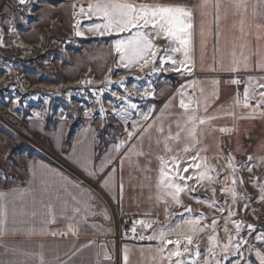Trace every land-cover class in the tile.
Returning <instances> with one entry per match:
<instances>
[{
    "label": "rangeland",
    "instance_id": "374dc122",
    "mask_svg": "<svg viewBox=\"0 0 264 264\" xmlns=\"http://www.w3.org/2000/svg\"><path fill=\"white\" fill-rule=\"evenodd\" d=\"M94 1L29 0L27 5L21 6L18 0H0V28L4 29L0 31V36L3 37V46L0 47V193L26 183L28 163L31 159L46 161L74 175L75 171L65 160V154L70 151L72 144V140L69 146L65 144L71 128L76 130L75 135L84 126L93 125L99 148L105 150L108 143L119 144L122 140L127 141V137L123 138L122 135L127 133L128 136L127 127L132 121L142 122L140 111L146 112L154 105L155 110L152 113L154 119L160 115L165 105H169L164 114L165 118L157 122L141 141L134 138L120 150L117 163L123 193L118 203L113 205L115 212L118 213V215L116 213L118 220L119 213H124L128 219L136 217L156 220L153 228L158 229L174 228L189 215L196 217L200 214L206 218L202 224L210 225L212 217L215 216L219 220L214 234L221 245L227 243V237L223 232L227 212L223 214L217 212L207 204L198 203L194 197L209 201L215 199L220 207L228 208L231 205V196L223 191L225 186L231 187L227 161V157L231 155L234 157L237 176L243 180V184L237 182L236 192L238 196L244 197L238 199L234 206L236 211L234 218L242 220L245 225L255 226L256 231L249 235L248 239L255 249L264 252V242L255 240V236L264 231V201L258 199L260 189L256 186V183L264 184V116L255 115L254 118H249L250 109L242 106L243 101L234 104L236 93L238 99V95L241 94L243 97L244 92L241 90L236 92L238 84L231 82L235 77L227 80L203 78L191 80L173 71L152 74L150 67L142 72L137 69L127 71L117 68L112 46L115 36L100 37L87 32L86 38L75 36L74 13L79 11L80 6L86 8ZM134 1L150 3L190 0ZM29 9H32L30 13ZM10 18H14L15 32L7 30L9 27L7 20ZM87 23L90 21H85V24ZM20 42L23 43L17 45ZM110 69H113L111 73ZM106 76H110L113 82L122 76L126 77L124 86L116 83L110 87L106 86ZM249 77L251 76H246V80L238 79L241 81L239 87L245 89ZM98 79L103 82L98 83ZM88 80L92 83H81ZM257 80L264 82L260 78ZM182 85L186 89V102L191 98L194 101L193 107L196 106L195 102L199 103L198 115L218 117L199 127V142L196 147L203 149L201 155L206 158L209 166L223 170L218 177V183L214 182L210 186L205 184L203 187L197 185L195 192L181 194L182 206H176L171 203L165 204L163 201L157 203L155 199L159 156L170 155L164 152L163 134L157 132L156 127L162 123L166 132L170 128L175 134L179 130L176 123L183 124V110L179 107L180 95L177 91ZM101 88L104 89L102 93L99 91ZM221 88H227V93L225 92L227 95L220 96L218 90ZM146 90H152L154 97L142 99L138 93ZM127 92L132 93L131 99L139 105V110L129 109L126 123L125 119L113 112V108H127V104H121L113 93L125 95ZM101 105L105 109L104 114L100 113ZM206 106L207 112L204 111ZM86 110L90 115H85ZM36 113H40V116L37 117ZM62 122L66 123L67 129L63 146L59 151L53 136ZM220 128H226L228 131L221 132ZM158 140L161 142L157 143ZM169 143L173 149L182 148L183 134L180 141ZM132 144H136V151L143 152V155L129 153L121 162V158ZM249 157H252V160H249ZM249 166L252 167L251 172L247 171ZM210 188H215L216 192L213 193ZM245 205L248 207L245 208ZM185 206L192 207V213L181 216ZM166 208L169 213L175 215L166 217ZM117 225L122 234L117 250L121 264H124V260L119 249L124 244L141 246L154 242L158 246V241L155 240L145 239L142 243H134L124 239L125 228L122 230L120 220ZM228 226L232 230L231 224ZM143 231L145 236L152 234V229ZM181 231L187 233L189 229L185 227ZM210 233L211 229L208 228L195 238L202 254H206L207 248L212 247L207 239ZM169 238L175 239L176 236L173 234ZM115 243V241L111 243L114 250ZM172 247L168 246L169 249ZM248 255L252 264H259L254 251ZM149 257L154 264H159L158 255L150 250L136 254L128 252L127 262L142 264ZM203 258L206 256L196 257L201 261ZM234 260L235 257H230L226 264H234Z\"/></svg>",
    "mask_w": 264,
    "mask_h": 264
},
{
    "label": "snow or ice",
    "instance_id": "6c2138e0",
    "mask_svg": "<svg viewBox=\"0 0 264 264\" xmlns=\"http://www.w3.org/2000/svg\"><path fill=\"white\" fill-rule=\"evenodd\" d=\"M29 0H18L19 5H27ZM208 0H203L200 7L206 8ZM237 10L244 8L246 10L245 0H235V5ZM75 7V5H74ZM219 9V4L216 5ZM32 9H29V13ZM192 11L188 10L182 6H172L163 4H135L129 2V0H95L94 3L89 4L86 8L80 6L79 11L74 13L75 23L73 25L75 36L86 38V32L91 33L94 36H115L116 38L112 41V45L115 53L118 54V60L116 63L117 68H123L127 71L137 69L139 71H144L145 68H151L152 74H157L160 72L173 71L181 72V74H186L191 72V68L188 65L191 63V53H192ZM83 19H80V18ZM23 19V18H22ZM85 21H90V23L85 24ZM9 25L8 31L15 32L14 18L7 20ZM259 27V26H257ZM0 28V31H3ZM155 33V36H152ZM163 36L167 41L168 45L163 49L156 46L154 43L155 38ZM3 46V37L0 36V47ZM181 54L184 59L177 60L176 55ZM245 67H247L245 59ZM259 67L264 68V64L259 65ZM183 69V71H181ZM235 72L238 69L233 67L230 69ZM113 69H110L111 73ZM126 77H120L118 81L113 82L110 76L105 77V85L110 87L113 83L124 86ZM264 80V77L261 78ZM233 84L241 83L240 80L234 79L231 81ZM81 83L91 84L92 81H82ZM218 83V82H215ZM264 82H259L255 77L248 78V86L244 89L243 97V107L250 108L249 118H254L255 115L259 114L264 116ZM102 93L103 88L99 89ZM180 95L179 107L183 110V124L177 122L176 127L179 129L175 134H173L169 128L166 132L162 123L156 127L157 132L163 134L162 142L165 153H170L167 157L165 155L159 156V176L156 184L157 193L155 199L157 203L163 201L165 204L171 203L176 206H182L181 194H188L196 191L197 185L203 187L205 184L211 185L214 182L218 183V177L223 169H217L215 167L209 166L206 162V158L201 155L203 149L197 148L196 145L198 140V129L201 125L217 119L216 115H198L199 103L193 107L194 101L191 98L185 99L186 89L185 86H181L177 90ZM141 98L154 97V92L152 90H146L143 93H138ZM113 96L121 102V104H127V108L114 107L113 112L125 119L127 123L128 110H139V105L132 101V93L127 92L125 95H119L113 93ZM258 97L256 100L255 107L250 103V99ZM237 104L241 101L237 99ZM169 105H165V108L161 110L160 115L152 118V113L155 110V106L148 108L146 112L140 111L139 115L142 117L141 121H132L133 130L128 132L127 141H120L119 144L114 145V150L116 153H120V150L125 148L126 143L132 141L136 138L137 141H141L143 136L149 132L157 122L162 121L165 118V112ZM207 112V106L204 109ZM105 109L103 105L100 107V113L104 114ZM231 115V113H227ZM37 117L40 113H36ZM85 115H90L89 111H85ZM151 121V122H149ZM146 124V126H145ZM219 131H228L226 128H220ZM183 134V147H177L173 149L170 147L169 142H178L181 140ZM161 141L158 140L157 143ZM137 145L132 144L130 148L125 152L124 157L121 158V162L124 158L128 156L129 153L135 155H143V152L136 151ZM190 155H182L189 154ZM114 156L109 154L106 160H102L98 168L94 171L92 170L91 156L86 157V163L83 165L84 171L92 177H97L104 169L113 163ZM252 160V157H249ZM228 169L230 172V183L231 187L225 186L223 188L224 193L231 196V205L228 208L220 207L215 199L209 201L206 199H200L199 197H194L198 203L207 204L209 208H215V211L220 213L227 212V218L223 223V232L227 237V243L220 244L216 235L218 220L217 217H212L210 225L202 224V221L206 219L203 214L199 216L192 217L189 215L187 219H183L180 223H177L175 227H160L158 229L153 228V225L157 223L156 220L151 219H139L133 222V227L131 231L133 234L137 231V225L142 229H152V234L145 236L140 235V240L147 239L148 241H158V247L152 249L159 257V264H226V261L230 257H235L234 264H252L250 256L248 254L254 251L255 259L259 264H264V252L255 249L248 236L256 231L254 225H245L240 219H235L236 211L234 206L236 205L238 199L244 197L238 196L236 192V184H243V180L237 176V168L235 166L234 157L229 155L227 157ZM115 167L100 181V186L105 190L111 192L115 187L116 179ZM247 171L251 172L252 167L249 166ZM63 181V186L67 190V186L71 185L72 188L78 189L81 194L86 197L83 203V209L87 211L92 210L91 201L93 195L90 191L80 188L79 184L68 181L64 177H60ZM189 182H192L191 184ZM256 183L255 181H252ZM42 183H44L42 181ZM256 186L260 189V194L258 199L264 201V184L256 183ZM213 193L216 192L215 188H210ZM49 191L48 186L44 183V187L41 189L42 197ZM121 196L123 193V184L120 185ZM17 198H23L25 193H14ZM6 193H0V235L7 231L6 221L7 216L3 210V202L6 198ZM57 199L60 197L57 196ZM34 203L35 197L33 198ZM74 203L71 206V215L67 218L69 221L75 218L76 213L80 212L81 201L77 200L75 196L72 197ZM42 208L46 209V215L50 217L45 223L55 222L56 216L53 213L52 203L45 202L43 198L39 200ZM248 205H245L247 208ZM185 213H192V208L190 206L184 207ZM68 213V202L64 201L61 214L66 215ZM32 215H36L33 211ZM103 215L108 218L106 209L103 210ZM148 215V214H146ZM175 215L169 213L167 208L165 209V216ZM181 216L184 214L181 213ZM79 222V221H77ZM229 224L232 226V230L229 228ZM187 227L189 232L185 233L181 229ZM210 228L211 233L208 236V241L212 247L207 248L206 254H202L199 244L195 242L196 236ZM245 229L247 230L245 232ZM41 233L45 229L40 230ZM68 231L75 234L69 223ZM175 234V239H170L169 236ZM255 240L264 242V231H261L255 236ZM169 245L173 247L168 248ZM103 247V245H101ZM248 253V254H246ZM37 255L40 259V264H44L43 254H29ZM205 255L202 261L196 259V257H201ZM105 259H110V257L105 253ZM125 264L128 261V249L125 248L124 254Z\"/></svg>",
    "mask_w": 264,
    "mask_h": 264
},
{
    "label": "crops",
    "instance_id": "0c3cea01",
    "mask_svg": "<svg viewBox=\"0 0 264 264\" xmlns=\"http://www.w3.org/2000/svg\"><path fill=\"white\" fill-rule=\"evenodd\" d=\"M129 2L182 6L192 11V59L188 65L191 72L174 73H180L191 80L199 78L227 80L232 77L246 80L245 77L248 75L257 79L264 77V68L259 67L264 64V0H245L246 10L244 8L237 10L234 6L235 0H208L207 7L203 9L200 7L203 0L150 3L129 0ZM217 4H219V9L216 7ZM152 36L154 37L155 33H152ZM154 43L161 49L168 45V41L163 36L155 38ZM115 55L116 66L118 54L115 53ZM176 59L179 61L184 57L177 54ZM245 59L247 67H245ZM233 67L238 70L231 71ZM239 86H241L240 83L236 86V92L244 91ZM218 91L221 97L227 95L225 94L227 88H221ZM242 93L244 97V92ZM251 100L256 99L251 98ZM234 101V104H237V93ZM66 129V123H60L53 136L59 151L63 146ZM114 145L117 143H108L103 154L98 157L96 129L88 124L74 135L70 151L65 154L66 163L75 171L74 175L43 160L31 159L29 161L26 183L2 192L7 194L3 202V210L7 216V231L0 235V264H40L39 256L29 254L41 253L44 264H121V258L116 262L110 257L107 248L98 246L96 242L97 237L113 236L120 217L125 216L124 213H119L118 220V213L113 207L120 198L122 183L117 163L120 153L115 152ZM109 154L115 157L113 163L109 164L97 177L89 176L84 171L83 165L87 162V156H91L92 170L95 171L100 162L106 160ZM113 167L117 169L115 187L109 192L100 186V181ZM61 176L92 193L91 211L83 209L82 201L86 197L78 189L68 185L65 190ZM42 181L49 189L43 197L41 189L44 183ZM14 193H25V195L23 198H17L13 195ZM57 196L60 199H57ZM73 196L81 201L82 210L69 221L67 216L71 215ZM41 198L45 202L52 203L53 213L56 216L55 222L45 223L50 217L45 214L47 210L39 203ZM64 201L68 202L66 215L61 214ZM105 209L107 219L103 215ZM33 211L36 212L34 216ZM69 223L75 234L68 231ZM41 229L45 231L41 233ZM156 247L158 246L154 242L141 246L124 244L119 250L124 260L125 248L128 252L136 254L140 251L142 253L149 250L153 252L152 249ZM105 253L110 259L104 258ZM150 257L142 264H154Z\"/></svg>",
    "mask_w": 264,
    "mask_h": 264
},
{
    "label": "built area",
    "instance_id": "2783aa9c",
    "mask_svg": "<svg viewBox=\"0 0 264 264\" xmlns=\"http://www.w3.org/2000/svg\"><path fill=\"white\" fill-rule=\"evenodd\" d=\"M238 99L242 102L243 101V97L241 94L238 95ZM251 105L253 107H255V104H256V101L254 100H251L250 101ZM133 130V125L132 123H129L128 124V127H127V132ZM123 138H126L127 137V133L123 134L122 135ZM136 220H139L138 218L136 217H131L128 221H127V225L125 227V230L123 232V238L128 240V241H131V242H134V243H142L144 242L145 240H140L139 237L140 235H144V231L143 229L137 225V231L135 234H133V232L131 231L132 227H133V222L136 221ZM122 236L121 232H120V229L118 226H116V231L114 233L113 236H110V237H104V236H100V237H97L96 238V242H97V245L98 246H106L107 249H108V253L110 255V257L115 260L116 262L119 261V251L117 252L118 250V246H119V242H120V237ZM112 241H115V250H114V247L111 245V242Z\"/></svg>",
    "mask_w": 264,
    "mask_h": 264
},
{
    "label": "trees",
    "instance_id": "16d2710c",
    "mask_svg": "<svg viewBox=\"0 0 264 264\" xmlns=\"http://www.w3.org/2000/svg\"><path fill=\"white\" fill-rule=\"evenodd\" d=\"M48 126H49V125H48ZM78 129H79V127H78ZM78 129H77V130H78ZM75 131H76V130H75L74 128H71V129L68 131L67 136H66V141H65V144H66L67 146H69V145L71 144V140H72V137H73ZM96 150H97V156H98V157L101 156V155L103 154V152H104V150H102V149L99 148L98 141H97V148H96ZM128 220H129V219H128L127 217H125V216H122V217L120 218V225H121L122 230H124V228L126 227V225H127V221H128Z\"/></svg>",
    "mask_w": 264,
    "mask_h": 264
},
{
    "label": "bare ground",
    "instance_id": "6f19581e",
    "mask_svg": "<svg viewBox=\"0 0 264 264\" xmlns=\"http://www.w3.org/2000/svg\"><path fill=\"white\" fill-rule=\"evenodd\" d=\"M22 43H23V42H20V43H18L17 45H21ZM132 74H134V73H132ZM97 82H98V83H102L103 81H102L101 79H98Z\"/></svg>",
    "mask_w": 264,
    "mask_h": 264
},
{
    "label": "water",
    "instance_id": "95a60500",
    "mask_svg": "<svg viewBox=\"0 0 264 264\" xmlns=\"http://www.w3.org/2000/svg\"><path fill=\"white\" fill-rule=\"evenodd\" d=\"M191 208H192V207H191ZM181 213L186 214L184 211H182Z\"/></svg>",
    "mask_w": 264,
    "mask_h": 264
}]
</instances>
